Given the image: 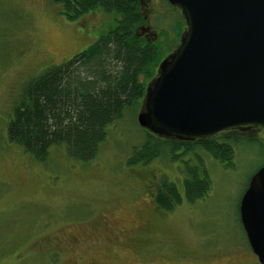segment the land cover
Wrapping results in <instances>:
<instances>
[{
	"label": "rangeland",
	"instance_id": "obj_1",
	"mask_svg": "<svg viewBox=\"0 0 264 264\" xmlns=\"http://www.w3.org/2000/svg\"><path fill=\"white\" fill-rule=\"evenodd\" d=\"M141 4L147 25L140 34L169 31L177 12L167 0ZM110 19L93 10L69 20L50 0H0V264H253L239 205L264 165L259 140L241 137L229 166L202 151L210 190L170 211H157L152 195L163 180L182 192L181 164H128L146 137L136 124L142 105L109 125L86 162L64 146L40 162L7 140L4 119L23 85L86 48ZM176 36L177 28L172 44Z\"/></svg>",
	"mask_w": 264,
	"mask_h": 264
},
{
	"label": "trees",
	"instance_id": "obj_2",
	"mask_svg": "<svg viewBox=\"0 0 264 264\" xmlns=\"http://www.w3.org/2000/svg\"><path fill=\"white\" fill-rule=\"evenodd\" d=\"M50 1L69 20L102 10L111 16L113 25L86 49L46 67L26 82L7 112L4 133L10 143L40 162L55 146H64L71 159L86 162L96 156L109 125L127 110L142 105L147 84L156 76L164 54L173 48L170 35L175 36L177 28L176 38L180 40L184 32V18L180 12L175 13L169 31L160 30L161 39L151 42L136 35L144 22L140 0ZM143 130L145 140L133 149L128 164L144 166L156 159L181 164L182 192L166 180L156 188L155 204L164 211L172 210L182 200L192 203L202 199L210 190L202 151L229 166L233 144L248 136L235 130L183 141Z\"/></svg>",
	"mask_w": 264,
	"mask_h": 264
},
{
	"label": "water",
	"instance_id": "obj_3",
	"mask_svg": "<svg viewBox=\"0 0 264 264\" xmlns=\"http://www.w3.org/2000/svg\"><path fill=\"white\" fill-rule=\"evenodd\" d=\"M186 28L147 84L138 125L183 141L264 130V0H167ZM239 215L264 264V165L250 178Z\"/></svg>",
	"mask_w": 264,
	"mask_h": 264
},
{
	"label": "flooded vegetation",
	"instance_id": "obj_4",
	"mask_svg": "<svg viewBox=\"0 0 264 264\" xmlns=\"http://www.w3.org/2000/svg\"><path fill=\"white\" fill-rule=\"evenodd\" d=\"M168 2V1H167ZM169 4V3H168ZM170 5V4H169ZM173 5H171L170 7H171V9L172 10H174V8L176 9L175 11L178 13V12H180V9L178 8V7H176V6H173ZM89 13V12H88ZM140 13L142 14V17H143V19H144V22L142 23V24H140L139 25V27L136 29V35L137 36H139L140 37V39H145V40H147V41H151V42H153V41H156V40H158L160 37H159V33H160V31H159V33L155 36V38L154 37H149V36H147V35H142V34H140L138 31L141 29H143L146 25H147V14H145L144 13V11L142 10V4H141V0H140ZM86 14V13H85ZM84 15V14H83ZM81 17V16H80ZM183 26H184V30H185V28H186V24H185V21H184V24H183ZM173 38H174V36H173ZM173 38H171L170 37V40L172 41V39ZM161 39V38H160ZM95 41V40H94ZM93 41V42H94ZM179 41L180 40H177V42L175 43V44H173L172 45V49L171 50H169V51H167L165 54H164V56H163V58L164 57H166V56H168L169 54H171L175 49H176V47L178 46V44H179ZM93 42H91V43H93ZM90 43V44H91ZM89 44V45H90ZM88 45V46H89ZM88 46H86V47H88ZM84 49H86V48H84ZM83 49V50H84ZM82 51V50H81ZM80 51V52H81ZM78 53V52H77ZM246 133H247V135H249V137H251V138H253V139H256V140H259L260 142H262V143H264V140L259 136V134H261V136L262 137H264V130H262V129H251V130H249V131H246ZM160 184H158L157 185V187L159 186ZM155 193H156V191H155ZM155 193L152 195L153 196V201L155 202ZM156 208H157V211H160V209L158 208V206L156 205ZM160 213V212H159ZM144 228V227H143ZM142 229V228H141ZM141 229H140V233H144L145 231L143 230V232H141ZM245 236H246V234H245ZM247 238V237H246ZM248 241V240H247ZM250 247V246H249ZM251 249V248H250ZM225 252V255H230L229 254V252H226V251H224ZM251 252H252V250H251ZM57 254V253H56ZM250 255V254H249ZM252 258H253V264L255 263V261L256 262H258V260H257V257L255 256V254L252 252L251 253V255H250ZM209 257H212V256H209ZM205 262L207 263V260H205Z\"/></svg>",
	"mask_w": 264,
	"mask_h": 264
}]
</instances>
